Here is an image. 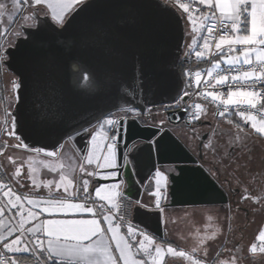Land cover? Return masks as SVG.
Instances as JSON below:
<instances>
[{"label":"snow or ice","instance_id":"6c2138e0","mask_svg":"<svg viewBox=\"0 0 264 264\" xmlns=\"http://www.w3.org/2000/svg\"><path fill=\"white\" fill-rule=\"evenodd\" d=\"M91 2L0 0V81L8 94L0 103V264H170L168 258L186 264H256L257 255L264 264V226L257 236L260 243L245 246L242 236L235 238L232 215H226L225 222L209 215L215 227L197 229L189 250L166 239L169 187L182 174L178 166H154L142 187L150 202L133 201L120 179L133 163L127 140L130 123L143 122L156 130L148 143L150 152L157 154L168 126L184 123L191 132L187 138L200 141L199 159L213 157L207 161L209 174L219 179L223 170L229 187L235 182L241 192L240 202H250L253 213L264 211V190L257 194L249 182L257 175L250 167L254 148L257 142L264 145V0H156L157 8L183 22L188 49L183 62L192 55L198 62H211L207 79L199 69L193 73L183 68L184 83L176 95L157 105L147 101L141 63L124 75L114 69L85 68L77 59L75 67H66L69 75L89 81L88 91L112 87L115 95L103 111L75 123L68 117L55 140L37 145L25 132L22 94L29 77L18 58L29 47L39 48L46 31L62 36ZM33 95L46 117L66 112L61 95L45 90L38 73ZM194 96L216 105V110L195 102ZM249 109L260 113V119ZM233 113L244 123L229 118L226 129L206 123L210 117ZM196 122L209 131L198 133ZM249 124L254 134L247 130ZM41 155L50 159L37 163ZM41 165L52 178L41 177ZM259 176L264 178V171ZM133 208L155 209L160 234L134 223L129 218Z\"/></svg>","mask_w":264,"mask_h":264},{"label":"water","instance_id":"95a60500","mask_svg":"<svg viewBox=\"0 0 264 264\" xmlns=\"http://www.w3.org/2000/svg\"><path fill=\"white\" fill-rule=\"evenodd\" d=\"M182 21L171 11L156 7V0H92L91 6L73 20L62 36L46 31L39 48L29 47L18 58V64L29 77V87L22 94L25 132L31 142L45 145L55 140L69 123L91 117L105 109L115 95L112 87L88 91L89 81L65 71L74 61L85 68L114 69L128 75L141 63L145 77L147 101L157 105L169 102L184 83L180 61L186 43ZM62 41V43H59ZM38 73L45 90L61 95L66 112L48 118L36 104L33 78ZM150 88V91L148 90ZM156 130L149 125L130 123L128 150L132 164L120 177L133 201L146 200L142 193L146 177L155 167L165 164L182 169L169 187L168 206L227 204L229 194L218 179L209 174L198 156L170 129L159 154L150 152L149 139ZM123 148V143L121 144ZM135 165V173H133ZM132 221L148 231L161 232L159 214L153 209H132Z\"/></svg>","mask_w":264,"mask_h":264},{"label":"rangeland","instance_id":"374dc122","mask_svg":"<svg viewBox=\"0 0 264 264\" xmlns=\"http://www.w3.org/2000/svg\"><path fill=\"white\" fill-rule=\"evenodd\" d=\"M60 2V0H53V3L56 4ZM198 36V34H197ZM187 41V40H186ZM205 104V103H204ZM210 111H213V108L211 106H209L208 104H205ZM232 119L233 121H238V119H240L239 116H235V117H228L226 116L225 118H221V117H215V118H211L209 119V121L212 122V124L214 126H216L218 129L219 128H227L226 126V120L227 119ZM201 129H206V127L201 126L199 128L200 131ZM188 139V138H187ZM189 143L192 145L191 147L196 149V145H195V141L196 139H191L188 140ZM261 150L260 146H256L254 149V158H253V163L250 166L253 170V172H256L255 170H257L260 167H264L263 164V160L262 159H258V154L259 151ZM257 155V156H255ZM209 157H211L212 155L209 154ZM40 157L41 160H49L50 158H46L43 155H41ZM256 158V159H255ZM40 160L37 161V163H39ZM65 163V161H64ZM44 172V168L42 167V165L40 166V175L42 178H52L51 176H43ZM256 177H259V172H256ZM58 178V177H57ZM231 178V177H230ZM249 182L254 183V179L250 180ZM233 185L236 186L235 182H233ZM261 188L257 185L254 186L253 190L259 194L261 192ZM122 190H123V185H122ZM240 195L241 192L238 193L236 196H232L233 199L232 201L235 203H241L242 206L241 208L236 207L235 205H229L228 203L226 204V206H219V205H197V206H180V207H176V208H170L167 206V219L169 221L168 223V236L166 237L168 240L174 241V246H177L179 248H184L185 250H189L194 242L195 239L197 238V229H201L203 230L205 228V225H209V230H211L212 228L215 227V225L213 224V222H210L207 220V217L209 215H213V217H219L221 222H225L224 218L226 215H232V221H231V226L234 228V232H237V228L238 227H243V226H247V231H249V233H245V234H235V238L239 239L241 236L243 237L242 243L243 242H252L254 239L255 241H259L257 239L258 236V231L260 229V227L264 226L262 225L264 222V211H257L256 213H253L251 210V205L250 202L245 201V202H240ZM143 199V198H142ZM146 202H150V198L147 197L146 200L143 199ZM168 201H169V194H168ZM246 209V210H245ZM230 210V211H229ZM247 210L249 212H247ZM129 218L132 220V218L129 216ZM236 229V231H235ZM226 236H231V235H227L225 233ZM181 236H185L188 237V239L186 240H181L180 237ZM247 238V239H245ZM247 240V241H246ZM244 243V244H245ZM246 246V244H245ZM170 261V264H186L185 261L176 259V260H172V258H168ZM256 264H260V257L259 255H257L256 257Z\"/></svg>","mask_w":264,"mask_h":264},{"label":"flooded vegetation","instance_id":"af4514ba","mask_svg":"<svg viewBox=\"0 0 264 264\" xmlns=\"http://www.w3.org/2000/svg\"><path fill=\"white\" fill-rule=\"evenodd\" d=\"M206 123H210L213 127H216L212 124L211 121H207ZM141 124H144V125H148V124H145L143 122H141ZM196 126V129L199 130V128L202 126L201 123L199 122H196L195 124ZM206 127V126H204ZM217 128V127H216ZM168 129H170L180 140H182L184 142V144H186L197 156L199 154V149H198V144L200 143V141L196 140L195 141V147L196 149L192 148L191 144L189 143L188 140H191V139H187L188 136L191 135V132H190V128H186L184 123H179V124H174L173 125H169L168 126ZM209 131L208 127H206V129H201L200 131H197L198 133L200 134H204V133H207ZM204 142L206 143L207 142V139L205 138ZM213 157H209L207 156L206 157V160H200V162L207 168L209 169V164L207 163V161H210L212 160ZM173 165H169V164H165L163 165V167L165 168H169V167H172ZM159 167V166H158ZM230 178V177H229ZM218 181L220 182V184L227 190L228 194H229V202L231 199H233L234 196H236L238 194V189H236V186L232 185V187L230 188L229 187V184L225 181V176H219V179ZM233 196V197H232ZM228 202V204H229ZM232 202V201H231ZM221 205H226V204H221ZM230 205V204H229ZM242 207V206H241ZM132 218V216H131Z\"/></svg>","mask_w":264,"mask_h":264},{"label":"crops","instance_id":"0c3cea01","mask_svg":"<svg viewBox=\"0 0 264 264\" xmlns=\"http://www.w3.org/2000/svg\"><path fill=\"white\" fill-rule=\"evenodd\" d=\"M199 35V34H198ZM214 110V109H213ZM226 116H228V117H235V116H237V115H235L234 113L233 114H231L230 116L229 115H226ZM259 120V119H258ZM236 122H239V123H241V124H243L244 123V121L240 118V119H238V121H236ZM227 127V126H226ZM247 130H249V131H253V134H254V130H251V128H250V124L248 125V128H247ZM256 146H260V148H261V150L259 151V154H258V159H262L263 161V164H264V145H259L258 144V142H257V144H256ZM255 146V147H256ZM255 149V148H254ZM255 156H257V155H255ZM41 158H43V157H37V161L38 160H40L41 161ZM256 159V158H255ZM65 163H67V161H65ZM77 171H78V169H77ZM256 172H261V171H264V167L262 166V167H260V168H258L257 170H255ZM256 172H254V173H256ZM223 170H222V172H221V176H223ZM43 176H51V174H47V170L46 169H44V172H43V174H42ZM251 183V182H250ZM253 184V186H255V185H257V186H259V187H262L261 188V191L262 190H264V178H259V177H256L255 179H254V183H252ZM254 191V190H253ZM238 193H240V191H238ZM246 210V209H245ZM247 212H249L248 210H247ZM262 225H264V222H263V224ZM247 226H243V227H238L237 228V232H234V233H237V234H245V233H249V231H247V228H246ZM235 228V227H234ZM234 228L232 227V229L234 230ZM261 228V227H260ZM260 230V229H259ZM235 231H236V229H235ZM258 233H259V231H258ZM226 234L227 235H232V233L231 232H226ZM245 239H247V238H245ZM244 241V240H243ZM247 241V240H246ZM253 242H255V243H257V244H259L260 243V241H255V239L251 242H243V244L245 243L246 244V246L247 245H249V244H251V243H253ZM244 244V245H245Z\"/></svg>","mask_w":264,"mask_h":264},{"label":"built area","instance_id":"2783aa9c","mask_svg":"<svg viewBox=\"0 0 264 264\" xmlns=\"http://www.w3.org/2000/svg\"><path fill=\"white\" fill-rule=\"evenodd\" d=\"M182 2L188 3L189 0H182ZM201 9H202V11L205 10L203 8V6H201ZM213 50H214V48H213ZM215 59L218 60L219 57L217 56V57H215ZM221 66L223 67V64ZM211 67H212L211 62H209V61H200V62H198L194 55H192V56H190L188 58L187 64L185 66V68H191L193 70V73L197 69L201 70L202 73H203V79H207V70L211 69ZM204 87H205V85L202 82L201 85H200V88L203 89ZM190 90L193 91V93H194L197 89L195 88V86H193ZM193 99H194L195 102L208 104L207 102L203 101L200 98H196L195 96L193 97ZM208 105L211 106L214 110H216V105H212V104H208ZM258 108H259V105H258ZM221 110H222V106H221ZM248 111L252 112L253 115H256L257 119H260V113H258L256 110L249 109Z\"/></svg>","mask_w":264,"mask_h":264},{"label":"trees","instance_id":"16d2710c","mask_svg":"<svg viewBox=\"0 0 264 264\" xmlns=\"http://www.w3.org/2000/svg\"><path fill=\"white\" fill-rule=\"evenodd\" d=\"M187 40V39H186ZM186 64L187 63H184L183 62V58L181 59V61H180V71H181V73L183 72V68H185V66H186ZM183 75V74H182ZM5 88V84H4V82L3 81H0V103H3L6 99H7V92L6 91H4L3 89ZM223 176H225V174L223 173ZM222 176V177H223ZM232 199L230 200V202H229V204L230 205H232L233 204V206L235 205L236 207H238V208H241V206H239V205H241V203H235L234 204V202L232 201ZM213 205H219V206H226V205H221V204H213ZM189 206H197V205H189ZM168 207H170V208H178V207H180V206H168ZM187 207V206H186ZM130 211V217L132 216V209H130L129 210ZM167 239V238H166ZM173 242V244H174V241H172Z\"/></svg>","mask_w":264,"mask_h":264}]
</instances>
